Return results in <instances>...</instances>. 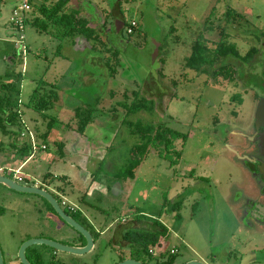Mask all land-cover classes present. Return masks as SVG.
I'll list each match as a JSON object with an SVG mask.
<instances>
[{"label": "rangeland", "instance_id": "rangeland-1", "mask_svg": "<svg viewBox=\"0 0 264 264\" xmlns=\"http://www.w3.org/2000/svg\"><path fill=\"white\" fill-rule=\"evenodd\" d=\"M18 1L0 0V93L1 84L15 83L22 101L20 125L4 122V126L12 133L20 129L26 134L31 132L36 144L28 160L14 155L19 163L26 160L22 171L5 174L22 184H38L29 175L39 170L69 175L71 185L66 186L63 200L76 207L78 214L74 216L96 236L90 252L72 255L55 251L56 257L63 264L118 263L130 250L112 242L113 227L104 228L113 215L126 209L129 219L139 213L140 220L149 222L144 227L159 220L167 228L163 249H175V264L190 260L205 264H264V225L244 215V206L256 200L263 188L246 168L244 157L253 151L249 134L257 98L264 97V91L254 85L242 87L253 83L250 78L245 84L238 79L235 83L214 82L211 76L185 66L194 41L201 34L217 40L219 30L225 31L227 40L236 44L240 54L255 47L260 50L256 59L264 56V0H120L124 21L137 23L131 34L121 29L122 20L111 11L115 0H71L69 8L70 4L78 6L80 14L100 32L97 42H88L80 35L74 43L37 31L30 21L33 12L25 24V39L18 43L17 33L9 23ZM227 13L229 23L224 20ZM210 23L219 29L204 31ZM244 68L238 66L239 75ZM50 89L58 99L48 109L39 111L27 105L33 91L38 99ZM124 90L127 96H122ZM133 90L140 94L143 90L145 97L154 95V112L122 114L126 111L115 103L122 97L130 102ZM87 104L94 107L95 113L81 135L75 130L74 109ZM112 105L120 109L115 110L114 120L105 116V109ZM51 118L53 123L45 140L47 150L41 154L42 140L38 136L46 131ZM136 121L164 124L184 136L174 141L175 151L168 157L150 152L134 177L125 178L121 172L129 162L132 146L138 142L132 125ZM62 140L66 148L59 151L57 144ZM24 141L26 137L3 134L0 148L9 149L5 150L9 156L13 151L10 144L20 148ZM74 146L76 152L71 149ZM47 155L55 161L47 163ZM95 170V181L110 185L117 180L122 193L83 197L82 174ZM60 182L53 180L54 185ZM48 191L59 203L62 201L51 188ZM181 196L184 199L180 209L171 212V205ZM44 200L0 184V214L3 208L5 213L16 214L15 219L9 216L0 221V248L5 262L26 241L20 243V239L42 235L35 227L52 240L76 244V239L65 236L69 227L57 215L61 230L56 233L51 229L56 224L49 222L39 205L34 204ZM93 219L97 221L94 224ZM120 221L119 218L116 224ZM100 229L103 232L95 235ZM138 259L148 264L158 260L142 252Z\"/></svg>", "mask_w": 264, "mask_h": 264}, {"label": "trees", "instance_id": "trees-1", "mask_svg": "<svg viewBox=\"0 0 264 264\" xmlns=\"http://www.w3.org/2000/svg\"><path fill=\"white\" fill-rule=\"evenodd\" d=\"M70 1L71 0H43L39 2L33 0L31 24L37 31L60 37L61 39H71L74 36L82 35L88 42L99 41V31L91 26L90 19L86 16H82L78 9L69 8ZM115 1L111 11L114 12L116 17L122 20L123 26L126 28L128 24L123 19L120 0ZM228 16L229 13L226 14L224 19L226 23H229ZM28 20V18L25 20V24ZM214 27L219 29L218 25L214 26L210 23L209 25H205L204 31L212 30ZM218 34L219 38L217 40L204 38L201 34L194 41L191 54L185 59V66L199 73L211 76L214 82H230L237 78L244 83L250 78L253 83L247 86L254 85V87L264 91V58L260 55V57L256 59L260 51L255 47H251L242 55L236 44L229 43L225 31L219 30ZM238 66L242 68L245 66L240 75L238 73ZM246 66H249L250 70H247ZM256 67H258L257 70L255 69ZM2 87L5 91V95L1 97L0 112L2 114L7 113L6 118L0 116V125L2 134L6 135L8 130L5 128L4 122H8L12 125H20V119L16 111L20 89L15 83L2 84ZM46 97L48 100L45 99ZM56 99H58L56 92L51 89L48 94L45 93L37 99L35 90L30 95L27 105H31L39 111L45 110L48 109ZM115 105L125 110L126 114L139 111L152 112L154 109V104L150 99L146 97L139 99L137 95H135V98L131 102H126L124 99L117 101ZM93 112L94 107L92 105H81L74 109V117L77 123L75 130L77 132L83 133L85 131L91 121ZM52 123L53 118L49 119L46 131L38 136L42 142L46 140ZM132 125L133 130L138 134V142L132 146L129 162L125 166L123 172H121L120 176L125 178L134 177L136 169L150 151L158 153L160 156L168 157V154L172 150L175 151L172 149V147H174V141L184 136V134L172 130L164 124H139L138 121H136L132 122ZM25 143L26 144L21 146L17 151L18 155L21 157H28L31 153V146L27 142ZM11 145L14 147L16 146L13 143ZM158 149H160L159 152H155ZM175 155L177 157L178 152H175ZM183 199L184 196H181L173 206L171 205L170 211H178ZM134 219L138 221L137 217ZM166 234L167 228L161 222L155 221L153 223V228L150 229L128 228L125 233H123V239L126 241L125 243L130 250L131 257L138 259L141 252L147 256L149 249H151L153 245H156L160 239L164 238ZM95 235H99V232H95ZM79 240H81V244H84L85 241L83 237H80ZM122 259L123 257L120 260ZM174 259V254H171L167 260L156 261L154 264H174Z\"/></svg>", "mask_w": 264, "mask_h": 264}, {"label": "flooded vegetation", "instance_id": "flooded-vegetation-1", "mask_svg": "<svg viewBox=\"0 0 264 264\" xmlns=\"http://www.w3.org/2000/svg\"><path fill=\"white\" fill-rule=\"evenodd\" d=\"M10 23V22H9ZM123 24V23H122ZM11 25V24H10ZM102 25V24H101ZM124 28V26H122V28L121 29H123ZM100 33V32H99ZM25 45V44H24ZM24 45L22 46V48L24 47ZM259 50V49H258ZM260 51V50H259ZM262 52V51H261ZM113 53V52H112ZM114 53H116V52H114ZM117 54V53H116ZM262 57L264 58V56H263V54H262ZM117 58H118V56H117ZM256 70L258 69V67H256L255 68ZM247 70H250L248 67H247ZM235 80H237V78H235L233 81H230V82H232V83H235ZM241 84H242V81L241 80H238ZM242 87H244L245 89H247L248 88V86H244V85H242ZM1 88H2V93H0V103H1V97H3L4 95H5V91H4V89H3V87H2V84H1ZM113 93V92H112ZM127 92H126V90H124V92H123V94H122V96H127V94H126ZM142 93H143V90H142ZM142 93L140 94V91L139 90H133L132 91V98H131V100H130V102L135 98V95H137V97L140 99V98H143V97H145V96H142ZM20 96V95H19ZM152 96H154V95H152ZM152 96H150V97H146L147 99H150L152 102H153V104H154V109H155V102H154V100L152 99ZM155 98V97H154ZM256 98H257V96H256ZM159 99L161 100L162 98H160L159 97ZM259 101L261 100V99H264V97H260V98H257ZM121 100H123V97H122V99ZM121 100H119V101H121ZM21 104H22V101H21V99H20V97H18V99H17V108H16V111H17V113H18V115L20 114V107H21ZM116 104V103H115ZM88 105V104H87ZM158 107V106H157ZM257 107V106H256ZM154 109H153V111L152 112H154ZM106 110V114H105V116L107 117V118H111V120H114L116 117H114V116H116V113H115V110H117V111H119V109H115L114 108V105H112V107L111 108H109V109H105ZM256 111V110H255ZM139 112H142V111H139ZM143 112H146V111H143ZM7 113V112H6ZM6 113H4V114H2L1 112H0V116L3 118H6ZM94 113H95V111L93 112V115H94ZM122 114H125V115H128V114H126V112L125 113H122ZM130 114H132V113H130ZM92 115V118H91V121H90V123L89 124H91L92 123V121H93V118H94V116ZM18 118L20 119V122H21V117L20 116H18ZM121 119H116V121H120ZM89 124H88V126H89ZM152 124V123H151ZM158 124H160V123H158ZM154 125H157V124H154ZM87 126V127H88ZM168 127V126H167ZM8 130V129H7ZM0 132H1V134L0 135H3L2 134V129H1V125H0ZM77 132V131H76ZM251 133L249 134V137H250V143L249 144H251V146H252V148H253V151H252V153H249V154H246V156L244 157V162H245V166H246V168L250 171V173L253 175V177H254V179H256L257 181L259 180V182L260 183H262V186H263V188L261 189V191H260V194L258 195V197H257V199L256 200H249L248 202H247V204L244 206V215H245V218L246 217H248V218H250L252 221H254L255 223H257V224H261V225H264V176L261 174V169H263L264 170V126H260L259 124L257 125V122H256V118H255V115H254V119H253V123H252V128H251V131H250ZM78 134H81V135H83L84 133H85V131L83 132V133H79V132H77ZM10 135H12L14 138H17V136H21V130L17 133V134H14V133H12V132H9L8 131V133L6 134V136H10ZM19 138V137H18ZM25 142L26 141H24V142H22V143H24L25 144ZM1 143L2 142H0V145H1ZM21 143V144H22ZM7 147V146H6ZM46 148V146L44 147V148H42V149H40L39 151H41V150H44ZM150 152H152L153 153V151H150ZM149 152V153H150ZM148 153V154H149ZM145 158V157H144ZM143 158V159H144ZM141 164V163H140ZM99 167H100V165H99ZM98 167V168H99ZM139 167V166H138ZM3 171H4V169L1 167L0 168V174L1 175H3ZM22 184V183H21ZM4 193V192H3ZM5 193H7V191H5ZM56 199V198H55ZM57 200V199H56ZM182 202H183V200H182ZM58 203H59V201H58ZM59 205H60V203H59ZM181 205H182V203H181ZM181 205H180V207H181ZM61 206V205H60ZM62 207V206H61ZM63 209H64V211L67 213V214H69L70 216H72L73 217V219L74 220H76L79 224H81L85 229H87L90 233H91V235H92V237H93V239H94V243H95V237L96 236H93V233L87 228V226L85 225V224H83L81 221H79L75 216L77 215V212H78V210L77 209H75V211H73V212H69V211H67L64 207H62ZM172 212V211H171ZM24 215V214H23ZM75 215V216H74ZM177 215V214H176ZM138 216H139V213H138ZM137 215H134L133 217L131 216V218L127 221V222H125L124 224H123V227L125 228V230H124V232L123 233H125V231L128 229V228H130V227H135V228H140V229H150V228H153V223L155 222H150V224H149V226L148 227H144V224L145 223H149V222H145V221H143V220H140L139 219V217H138ZM135 217H137L138 218V221L136 220L135 221ZM127 218H129V215H128V217ZM157 221H159V220H157ZM160 222V221H159ZM243 223V222H242ZM37 225V224H36ZM34 226V225H33ZM69 227V226H68ZM117 230H118V227L115 225V226H113V233H112V237H111V240L112 241H117V239L118 238H115V237H118V235H117ZM95 232H97V231H95ZM67 235V237L68 238H70V239H76V244L75 245H71V244H67V242H66V245H71V246H83V245H85V242H84V244H79L78 242L80 241L79 239H80V237H83L81 234H79L77 231H75L74 229H72V228H67L66 229V234H65V236ZM99 235H100V233H99ZM35 237H42V236H40V235H38V236H35ZM30 238H32V237H30ZM27 239H29V238H25L24 240H27ZM83 239H84V237H83ZM23 240V241H24ZM79 240V241H78ZM22 241V242H23ZM84 241H85V239H84ZM59 242V241H58ZM61 242V241H60ZM126 241L123 239V242L121 241V243H119L121 246H125L124 248L126 249H128V247H127V245H126V243H125ZM61 243H63V244H65V242H61ZM165 244H164V242H163V238L162 239H160L159 241H158V243L156 244V245H153L152 246V248L151 249H149V253H148V255L147 256H149V257H156L158 260L157 261H164V260H167L168 259V257L171 255V254H175V249H171V250H169L168 252H165V250L163 249V248H165V246H164ZM94 248V247H93ZM48 248H46V249H42V248H36V247H32V248H28V249H26V252H25V255H26V259H27V261L29 262V264H63V262L62 261H60V258H57L56 257V253H55V251L56 250H52V252H47L48 250H47ZM52 249V248H51ZM0 250H1V248H0ZM17 252H15L14 254H8L9 255V261L8 262H5V259H4V257H3V253H2V251H1V257H2V263L3 264H22L21 263V261H20V259H18L17 257H14L15 256V254H16ZM45 256H48V260L45 258ZM127 258H132L131 257V254H130V257H127ZM126 257H123V259L122 260H120V261H123V260H125V259H127ZM132 259H134V258H132ZM135 260H139V259H135ZM119 261V262H120ZM140 261V260H139ZM191 261V260H190ZM142 262V261H141ZM188 262V261H187ZM73 264H77V263H74V262H72ZM142 263H145V262H142ZM186 263V262H185ZM203 263V262H202ZM145 264H148V263H145ZM174 264H175V259H174ZM181 264H184V263H181ZM205 264V263H204Z\"/></svg>", "mask_w": 264, "mask_h": 264}, {"label": "crops", "instance_id": "crops-1", "mask_svg": "<svg viewBox=\"0 0 264 264\" xmlns=\"http://www.w3.org/2000/svg\"><path fill=\"white\" fill-rule=\"evenodd\" d=\"M71 6V8H75V9H78L79 10V7L77 6V7H74L72 4H70ZM91 26H92V24H91ZM93 27V26H92ZM77 36H80V35H77ZM76 36H74L73 38H68V40L70 41V43H74V38H75ZM61 142V143H60ZM44 145L46 144V142L44 141V142H42ZM26 144V143H25ZM60 144H61V146H60ZM11 144H10V146H9V148H11ZM22 146H24V144L22 145ZM46 146V145H45ZM57 147H58V150L59 151H62V150H64L65 148H66V144H65V142H64V140H62V141H59L58 142V144H57ZM7 148V147H6ZM87 148H88V146H87ZM18 149H19V146L18 145H16L15 147L13 146V151L10 153V151H9V153H10V155L8 156V153L5 151V150H9V149H5V150H3L2 148H0V168L2 167L3 169H4V171H3V175H6L5 173H7V172H10V173H13V174H15V170H17V169H19V171L21 170L22 171V169H23V166H24V164H25V161L26 160H28V158H30V156H33V152L31 151V153H30V155L28 156V157H26V160L24 161V162H18V160H16V159H13V157H14V155H18ZM72 150H74L75 152L78 150L75 146L73 147V148H71ZM47 150V146H46V148L44 149V150H41V151H39V153H41V154H43V152L44 151H46ZM32 158V157H31ZM45 161L47 162V163H49V162H54L55 161V159H54V157L53 156H51V155H47L46 156V159H45ZM27 163V162H26ZM98 168V167H97ZM97 170V169H96ZM89 171V173H86V172H84L83 174H82V179H83V181H82V183H84V185H83V192L82 193H84L83 194V197H90V196H94V195H96V193H98L99 194V196H101V197H105V196H107L109 193L110 194H112V190H111V188H112V184L113 183H119L117 180H115L113 183H111L110 185H108V184H106V183H104V182H102V181H95L96 179H95V174L97 173V171ZM24 174H22V175H20V176H22V178H25V176H23ZM29 176H31V178L33 179V180H35L34 182H37L38 184H26V185H36V186H39V187H41V188H44V189H46L47 191H48V189L49 188H51L52 189V191L55 193V194H57V195H59V196H61L62 197V194H67V189H66V186H69V185H71V180H70V178H69V175H59V174H52L51 172H45L44 170H39V171H36V173L34 174V176L33 175H29ZM54 179H59L61 182H60V184H57V185H54L53 184V180ZM42 186H41V185ZM121 189H122V186L120 185V183H119V187L118 188H116L113 192H114V195L113 196H118V195H120L122 192H121ZM29 195H31V194H29ZM34 195V194H33ZM34 197H39V196H37V195H34ZM63 198V197H62ZM28 200H29V202H31V200L33 201V199L32 198H28ZM45 202H43V201H36V203H34V204H37V205H39V207H40V209H42L43 211V213H45V215L44 216H46V219L50 222L51 220H52V222H53V224H56L53 228H51L52 230H54V231H56V233L57 232H59V230H61V227L59 226L60 224H58L59 222H57L56 221V219H58V218H56V213L53 211V209L50 207V205H49V203L46 201V200H44ZM71 204V203H70ZM4 209V212L3 213H1L0 214V221H3V220H5V219H8V217L9 216H12V218H16L15 216H16V214H9L8 212L7 213H5V208H3ZM19 209H21V208H19ZM19 211V210H18ZM21 211V210H20ZM126 209H124V212L123 211H121V213H119V214H117L116 216H114L113 215V217H112V221H109L110 223H109V226H106L105 228H104V230H107V228L108 229H111L113 226H117L118 227V230H117V235H118V239H117V241L115 242V241H112V242H114V243H121V241L123 242V232H124V230H125V228L123 227V224L125 223V222H127L128 220H129V218H127L128 217V214L126 213ZM55 213V214H54ZM29 218H32V217H29ZM120 218V222L119 223H117L116 224V222H117V220ZM13 219V220H14ZM60 219V218H59ZM95 219H93V224L94 223H96L97 221H95ZM55 222V223H54ZM89 222V221H88ZM90 223V222H89ZM91 224V223H90ZM99 224H101L100 222H99ZM92 225V224H91ZM34 230L36 229V232L37 233H40V234H42V235H40V236H42V237H45V238H49V239H52L51 237H49L48 235L46 236V235H43L44 233H41V231H40V229H37V227H35V228H33ZM50 229V230H51ZM39 230V231H38ZM97 231V230H96ZM44 232V231H43ZM100 234L103 232V231H101V229L98 231ZM67 236V235H66ZM30 237H35V236H25V238H30ZM24 238V239H25ZM24 239H20V243L24 240ZM53 240H55V239H53ZM19 243V244H20ZM127 257H130V254L128 255V256H126V258Z\"/></svg>", "mask_w": 264, "mask_h": 264}, {"label": "water", "instance_id": "water-1", "mask_svg": "<svg viewBox=\"0 0 264 264\" xmlns=\"http://www.w3.org/2000/svg\"><path fill=\"white\" fill-rule=\"evenodd\" d=\"M88 8L92 6H87ZM255 118L257 125L264 126V99H261L256 107L255 111ZM261 174L264 176V170L261 169ZM0 184L4 186L7 189L20 192V193H26V194H34L37 196L42 197L45 199L49 205L52 207L53 211L56 213V215L70 228L77 231L79 234H81L85 239V245L83 246H71L66 245L61 242L45 238V237H32L24 241L21 246L18 248L17 253L14 257H17L20 259L22 264H29V262L26 259V249L34 247V246H46L48 248H52L56 251L65 252L72 255H83L88 252H90L94 247V239L91 235V233L85 229L81 224H79L76 220L73 219L72 216L67 214L64 209L59 205L58 201L55 199V197L46 189L41 188L36 185H26L21 184L17 180L10 178L6 175L0 174ZM119 187V183H115L111 190L114 191L116 188ZM0 264L2 263V257H1V250H0ZM116 264H145L142 263L139 260H135L132 258H127L123 261H120ZM184 264H204L201 261L198 260H191Z\"/></svg>", "mask_w": 264, "mask_h": 264}, {"label": "built area", "instance_id": "built-area-1", "mask_svg": "<svg viewBox=\"0 0 264 264\" xmlns=\"http://www.w3.org/2000/svg\"><path fill=\"white\" fill-rule=\"evenodd\" d=\"M32 3L33 0H20L18 3L14 5L11 11V15L9 18V22L13 29H15L17 33V42L22 43L25 39L24 35V29H25V20L29 17V13L32 10ZM137 26V23L135 20H131L129 24L126 27V33L131 34L133 32V29ZM22 137H26V142L30 145L31 142V151L33 152L36 144V140H34V136L31 134V132H28L26 134L25 132H21ZM30 140V141H29ZM41 149L45 147L44 144H40L39 146ZM15 174H18L19 169L14 171ZM61 206H64L67 208L70 212L75 211L76 207L73 204H70L69 202L63 200L60 202Z\"/></svg>", "mask_w": 264, "mask_h": 264}]
</instances>
